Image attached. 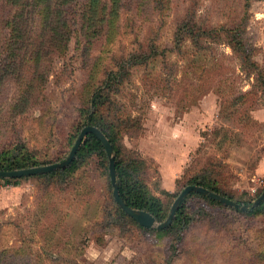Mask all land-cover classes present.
I'll list each match as a JSON object with an SVG mask.
<instances>
[{
    "label": "rangeland",
    "instance_id": "1",
    "mask_svg": "<svg viewBox=\"0 0 264 264\" xmlns=\"http://www.w3.org/2000/svg\"><path fill=\"white\" fill-rule=\"evenodd\" d=\"M80 1L69 41L45 48L42 68L27 70L36 78L23 113L8 112L24 99L15 100L16 86L0 72V152L17 146L37 166L62 161L68 124L88 93L116 124L120 151L143 159L149 191L173 193L170 207L208 162L221 192L251 204L264 190V171L256 172L264 156V0H98L99 23L84 33ZM0 34L4 42L9 28L0 25ZM237 36L247 46L238 54ZM247 52L262 70L258 82L242 66ZM89 78L95 84L86 90ZM100 159L44 178L0 179V264H264V204L256 216L200 201L179 232L137 228L115 217Z\"/></svg>",
    "mask_w": 264,
    "mask_h": 264
},
{
    "label": "trees",
    "instance_id": "2",
    "mask_svg": "<svg viewBox=\"0 0 264 264\" xmlns=\"http://www.w3.org/2000/svg\"><path fill=\"white\" fill-rule=\"evenodd\" d=\"M97 1L98 0H86L85 5L83 6V11L79 13V21L82 23L81 27L85 28L83 33L89 31L94 25L99 23L101 11H99L100 9L98 7L99 5H97ZM0 4V10L3 13L6 12V16H8L2 18L0 13V25L9 28V35L5 38L4 42H0V45H3L0 57L2 54H5V59L2 58L4 60H0V72L7 75L9 82H13L14 86H16L15 100L19 101L24 99L19 103L10 104L8 106V112H13L14 114L23 113L26 104L30 102L32 98V92L28 91V89L32 90L30 86L31 84H34L33 82H35L36 78L31 76L30 73H27V70L33 67L39 71V69L42 68L41 55L44 53L45 48L48 46L56 48V44L60 46L69 41L71 34V29L69 27L70 20L72 19L73 22L77 21L78 10L82 7V1L0 0ZM248 5L249 3L247 6ZM64 9L68 11L70 10V14H73L65 17L61 16V12ZM49 39L50 43L48 44L47 41ZM235 39L236 44H234L232 48H234L235 53L238 54V49H240V47L244 49L247 46L239 36ZM247 50L250 51V49ZM240 59L243 67L248 66L250 72L256 74V80L258 82L259 78H261L262 70L255 71L258 66L252 61V59H250L248 52L241 54ZM92 67L98 70L100 65L94 63ZM91 72L93 73L92 70ZM91 78L87 79L85 83L84 88H86V90L93 89L95 81H91ZM95 88H98V86ZM97 95L101 96L100 89H98ZM94 96H96V94H94ZM89 99L90 97L88 93L85 94V99L77 109L74 119L68 124L67 148H71L78 133L85 125H94L98 127L103 131L113 148L115 170L118 178V191L122 200L129 207L143 209L154 216L157 221H163L166 218L170 207L169 203L171 200L169 201L168 197H174V195H172L173 193L162 190V192L166 194V199H163L149 191L147 185L140 177L143 172H145V169H143L142 166L143 159H141L140 156L129 158L126 152L120 151L117 141L118 136L117 133H115L117 132L115 129L116 124L113 122L112 124H109V121H107L108 118L102 116V112L99 109L101 105L98 104L95 98L93 101V98ZM8 143L13 142L9 141ZM16 149L17 146L13 148L8 146L7 149L0 152V170H13L37 166L34 161H31L26 157L24 151L20 152V154L15 153ZM97 156L101 158L100 168L104 170L102 172L105 173L107 179L109 196L113 203L115 217L129 222L137 228L146 229L145 227L138 225L132 218L126 215L111 196L110 179L107 170V157L101 142L93 134L89 133L85 137L72 162L65 169H62V173L78 168L87 157L92 158ZM213 164L214 163L208 162L205 166L209 167L207 169H201V172H199L201 176H198V179L197 176H189L185 181L186 183H184L186 185H199L221 196L232 199L230 194L221 192L220 187L218 186L217 173L213 171L211 166ZM58 172L59 171L54 170L49 173L38 174L37 176L44 178ZM0 179L5 181H15L18 178ZM200 201L212 202L211 199L202 194L196 192L188 193L183 201H181L169 227L159 231L165 232L175 230L179 232L180 229L182 230L183 226H187L192 221V215H190V213L192 214L193 211L191 209L194 207L195 203H199ZM235 202L241 205L246 204L239 200H235ZM263 202L264 200L257 207L248 210L247 213L258 216L263 212Z\"/></svg>",
    "mask_w": 264,
    "mask_h": 264
},
{
    "label": "water",
    "instance_id": "3",
    "mask_svg": "<svg viewBox=\"0 0 264 264\" xmlns=\"http://www.w3.org/2000/svg\"><path fill=\"white\" fill-rule=\"evenodd\" d=\"M89 133L93 134L101 142L104 148L105 155L108 161V174H109V179H110V185L112 187L111 194H112L114 201L126 215H128L138 225L142 227H145V228L155 227L157 230H162V229L167 228L171 224L181 201L190 192H196V193L202 194L227 207H231L235 210H240V211H246L249 208H255L264 200V190L261 192V194L258 197L254 199V201L251 204L241 205L233 201L232 199H229L225 196H221L202 186L187 185L179 192V194L176 196V198L172 202L169 212L167 214V217L162 222H157L154 216H152L149 212L143 209H136V208L129 207L120 197L119 191H118V178H117V174L115 170V159H114V152H113L112 145L110 144L108 138L105 136L103 131H101L98 127L94 125H85L80 130L71 149L68 152V155L62 161L57 162V163L38 165V166L27 167V168H20V169H13V170H0V178H20L24 176L49 173L54 170L65 168L72 162L81 143L84 141L85 137Z\"/></svg>",
    "mask_w": 264,
    "mask_h": 264
},
{
    "label": "crops",
    "instance_id": "4",
    "mask_svg": "<svg viewBox=\"0 0 264 264\" xmlns=\"http://www.w3.org/2000/svg\"><path fill=\"white\" fill-rule=\"evenodd\" d=\"M261 112V110H260ZM264 113V111H262ZM262 113V117L260 120H262L264 122V114ZM260 114V113H259ZM256 172L260 173V172H263L264 171V156L262 157V159L260 160V162L258 163V166H256Z\"/></svg>",
    "mask_w": 264,
    "mask_h": 264
}]
</instances>
